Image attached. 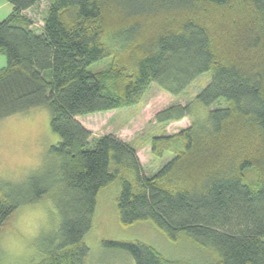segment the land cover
Wrapping results in <instances>:
<instances>
[{
    "label": "trees",
    "instance_id": "obj_1",
    "mask_svg": "<svg viewBox=\"0 0 264 264\" xmlns=\"http://www.w3.org/2000/svg\"><path fill=\"white\" fill-rule=\"evenodd\" d=\"M3 1L13 12L0 20V118L45 105L60 142L52 170L0 182V236L54 195L56 245L37 264H87L98 196L117 186L123 226L148 223L206 264H264V0H48L40 28L24 13L43 0ZM105 59L107 70L90 69ZM205 74L196 97L157 113L160 127L190 126L152 137L155 160L173 157L151 174L131 144L93 140L77 120L136 107L153 85L180 96ZM104 245L135 264H192L140 241Z\"/></svg>",
    "mask_w": 264,
    "mask_h": 264
},
{
    "label": "rangeland",
    "instance_id": "obj_2",
    "mask_svg": "<svg viewBox=\"0 0 264 264\" xmlns=\"http://www.w3.org/2000/svg\"><path fill=\"white\" fill-rule=\"evenodd\" d=\"M47 5L48 0H43L38 7L32 9L30 13H27L33 20L34 26H38L39 28L42 26V17ZM0 56L6 60L4 56ZM110 62V59H105L91 66L90 69L95 72L107 70ZM209 82L210 74H205L195 81L185 93L177 97H173L161 90L158 86L153 85L142 102L136 107L86 115L77 118V120L92 133L93 140L103 136L113 135L131 144L136 149L144 166V170L146 173L151 174L158 170L160 165L164 166L173 157L171 154H167L163 159L155 160L150 149L152 137L161 135L162 133L175 134L190 126V120L184 119L181 122L160 127L156 124L155 120L157 113L171 105L188 103L192 97H196ZM42 126L51 137V149L60 142V138L51 130V118L45 120ZM55 164V159L52 156L50 159H45L44 168L41 173L52 170ZM28 178L29 177L18 184L26 182ZM0 182L7 183V181L3 179H0ZM52 197L50 199L53 200ZM117 197V186L105 188L98 196V207L95 213L93 227L85 238V243L90 249L87 264H135L133 258L127 252L109 248L104 245L105 241H140L152 245L164 256L173 260L186 261L192 264L208 263L211 256H208L205 251L193 247L186 241H180L178 243L170 242L148 223L123 226L119 220ZM47 198L49 197H46V199ZM31 207L32 206L22 207L15 215L11 225H9L10 230L4 231L1 236L7 233H13L15 231L18 215L23 214L27 217ZM48 214L54 224V229L48 233L42 234L32 242V247L35 249V252L29 257L28 264L39 263L43 259L45 253L56 245L55 240L60 228L61 218L59 215L57 224L56 214L52 213L50 209L48 210Z\"/></svg>",
    "mask_w": 264,
    "mask_h": 264
},
{
    "label": "clouds",
    "instance_id": "obj_3",
    "mask_svg": "<svg viewBox=\"0 0 264 264\" xmlns=\"http://www.w3.org/2000/svg\"><path fill=\"white\" fill-rule=\"evenodd\" d=\"M51 118L45 105L30 106L0 118V179L18 184L42 172L50 159L51 137L42 124ZM59 218V209L47 198L19 214L15 231L0 236V264H28L35 249L32 242L54 229L48 210Z\"/></svg>",
    "mask_w": 264,
    "mask_h": 264
},
{
    "label": "crops",
    "instance_id": "obj_4",
    "mask_svg": "<svg viewBox=\"0 0 264 264\" xmlns=\"http://www.w3.org/2000/svg\"><path fill=\"white\" fill-rule=\"evenodd\" d=\"M30 11L31 10H29V11H26L24 14L26 15V16H28L29 18H30V16H29V14H27V13H30ZM12 12H13V6L10 4V3H8V2H5V1H3V0H0V20H4V19H6V18H8L11 14H12ZM33 21V20H32ZM43 24V23H42ZM36 27V26H35ZM38 27V26H37ZM39 28V27H38ZM7 62V60H4L3 58H1V56H0V68H3V67H5L6 66V62Z\"/></svg>",
    "mask_w": 264,
    "mask_h": 264
}]
</instances>
